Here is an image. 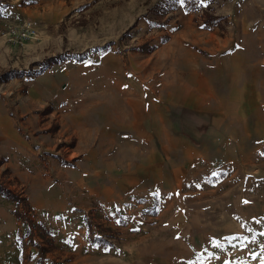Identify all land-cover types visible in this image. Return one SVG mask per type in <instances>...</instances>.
I'll list each match as a JSON object with an SVG mask.
<instances>
[{"label":"rangeland","instance_id":"374dc122","mask_svg":"<svg viewBox=\"0 0 264 264\" xmlns=\"http://www.w3.org/2000/svg\"><path fill=\"white\" fill-rule=\"evenodd\" d=\"M157 1L0 0V109L12 119L16 133L0 141V184L19 198L14 202L0 196V264H35L36 258L29 256L36 249L19 240L21 223L10 232L18 211L46 250L43 264H264V224L251 226L261 234L257 240L249 235L229 239L238 235L224 228L228 215L222 213L227 200L222 190L188 203L211 211L209 222L217 228L210 242L211 232L200 231L192 239L187 228L167 227L180 223L172 213L176 203L157 219L144 216H154L155 209L131 211L140 215L130 216V227L117 224L120 215H110L104 203L85 204L88 212L74 208L66 222L45 209L65 200V191L75 185L64 169L79 161L87 135L107 133L112 123L125 119H141L149 130L182 121L178 134L186 125L206 130V115L195 113L194 104L182 99L196 95L198 76L212 77L213 68L235 51L264 75V0H193L194 10H187L186 0H176L163 16L153 11ZM206 9L221 17L210 29L204 28ZM157 20L164 27L148 23ZM79 55L86 60L76 63L73 58ZM55 57L62 60L34 74L39 64ZM191 64L197 67L189 68ZM14 71L21 75L6 79ZM224 71L221 80L229 74ZM236 75L224 81L227 89ZM215 106L209 98L197 111ZM82 114L86 118H79ZM113 160L119 161L117 156L100 161L101 187ZM65 161L69 164L63 165ZM263 216L242 222V234ZM83 226L85 235L79 233ZM67 234L73 237L69 249V240L62 238ZM94 235L112 247L92 246L89 237Z\"/></svg>","mask_w":264,"mask_h":264},{"label":"crops","instance_id":"0c3cea01","mask_svg":"<svg viewBox=\"0 0 264 264\" xmlns=\"http://www.w3.org/2000/svg\"><path fill=\"white\" fill-rule=\"evenodd\" d=\"M237 53L229 55L228 61L223 62L220 68H213L212 77L197 75L196 95L188 98V93L182 97L184 102L194 104L191 110L206 115V130L186 125L183 133L178 134L177 131L183 129L182 121L173 119L168 121V128L149 130L141 119L135 122L125 119L124 122L112 123L107 133L87 135L86 139L90 140L79 161L73 167L66 166L64 169L67 176L71 174L75 178V189L70 186L71 192L65 191V200L46 203L45 209L57 214L59 221L66 222L73 218L74 208L88 212L91 208L85 204L94 206L104 203L109 205L110 215L115 213L116 218L120 215L117 224L130 227L131 220L134 221L130 216L136 214L131 211L155 209L154 216L148 213L144 216L146 219H157L169 204L176 203L172 213L180 223L176 225V221L167 227L187 228L195 239L200 231L211 232L217 227L209 222L211 211L207 206L188 207V203L197 204L201 198H209L222 190L223 199H227L222 213L228 215L224 228L230 231V235L242 234V222L264 215V75L259 70L250 69V63ZM192 65L197 67V64L188 67ZM191 70L197 73L194 68ZM224 70L229 74L221 80ZM235 73V84L227 89L224 81L229 79L228 76L235 78ZM209 98H213L216 106L197 111L198 105ZM81 117L86 118V115ZM11 120L0 109L1 142L9 140L11 135L13 138L16 136ZM113 156H117L119 161L113 160L112 166L107 167L101 187L100 161ZM219 174L223 177L212 181ZM44 194L47 197L46 192ZM127 204L131 205V210L124 208H128ZM140 211L136 216L142 213ZM13 215L15 217V213ZM124 215L130 219L124 218ZM17 222L20 221L16 219L12 222L14 227L10 232L18 229ZM115 223L112 224L114 228ZM87 230L83 226L79 233L85 235ZM212 234L209 233L207 241L214 239ZM56 236L54 232V238ZM63 236L64 240H69L66 245L69 249L73 237L70 234ZM190 246L193 247V243Z\"/></svg>","mask_w":264,"mask_h":264},{"label":"trees","instance_id":"16d2710c","mask_svg":"<svg viewBox=\"0 0 264 264\" xmlns=\"http://www.w3.org/2000/svg\"><path fill=\"white\" fill-rule=\"evenodd\" d=\"M176 0H158L156 2V5L153 7V11H156L155 13H159L161 16L165 15L166 13H168V10L172 9L173 6V2ZM184 4L187 7V10H194L197 7H195L194 1L192 0H186L184 1ZM3 7L0 5V8ZM208 8V7H207ZM205 17H204V28H212L214 25H216L220 20L221 17H217L216 15H214L212 13V9H206L205 13H204ZM148 23L152 26H158V27H164V22L162 21H148ZM110 45V44H109ZM108 45V46H109ZM65 59H69V58H65ZM74 61L76 63L78 62H82L84 60H86V58L82 57L81 55H79L78 57H74L73 58ZM62 59H58L57 57L55 58H48L46 60V62H43V64H39L40 65V69L37 70L34 74L36 75H40L42 73H44L46 71V69H48L49 67H51L52 65H56L58 64V62H60ZM14 74H6V79H9L11 75H15V76H20L21 72L20 71H14ZM67 165L69 164V162L65 161V163L63 165ZM223 177V174H219L217 176V178L213 179L212 181H217V179L219 180L220 178ZM0 196H3L7 199H9L10 201H14V202H18V197L13 194V192L4 189V187L2 186V184H0ZM15 218L17 219V221H20L22 224V232H21V236H20V241L23 240H27V242L34 248L36 249L35 254L31 253L30 254V258L35 257L36 261L35 264H43V262L47 259L46 257V250L45 248L35 239L33 238V233L31 231V229L28 227V225L26 224L27 221H25L24 215L19 213V211L17 213H15ZM258 226L260 225V228L263 227L264 224V218L259 220V222H253L251 224H249L247 227L244 228V233L242 235H238V236H231L229 237V239H234V238H238V237H244L245 235H249L250 237L254 238L255 240L258 239V236H260L261 234H258L255 231H251L250 229H253V227H251L254 224H257ZM89 242L92 246H99L101 245L103 248L107 249L112 247L111 244H109V242L104 241L103 238L101 237V235H94L93 237H89Z\"/></svg>","mask_w":264,"mask_h":264}]
</instances>
